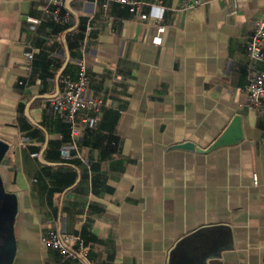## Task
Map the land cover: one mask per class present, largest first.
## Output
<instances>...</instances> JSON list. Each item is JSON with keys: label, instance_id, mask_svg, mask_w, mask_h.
Instances as JSON below:
<instances>
[{"label": "crops", "instance_id": "crops-1", "mask_svg": "<svg viewBox=\"0 0 264 264\" xmlns=\"http://www.w3.org/2000/svg\"><path fill=\"white\" fill-rule=\"evenodd\" d=\"M138 1L146 20L117 2L67 0L58 24L34 22L45 0H0L8 264H264V107L246 96L264 0L246 12L236 0ZM81 58L104 104L78 114L98 122L72 138L47 101ZM235 116L236 142L173 148L206 150ZM50 231L81 238L86 259L44 246Z\"/></svg>", "mask_w": 264, "mask_h": 264}, {"label": "built area", "instance_id": "built-area-1", "mask_svg": "<svg viewBox=\"0 0 264 264\" xmlns=\"http://www.w3.org/2000/svg\"><path fill=\"white\" fill-rule=\"evenodd\" d=\"M67 0H45V4L41 7L42 18L34 20L39 23L43 20H50L58 24L68 22V17L62 14V7ZM102 1L103 7L109 2H117L128 7L131 13L139 14L140 19L146 20L147 16L141 14L142 3L138 0H95ZM200 5L199 1L193 3H185V8H192ZM248 0H236V12H246L249 9ZM92 30L89 26L87 31ZM164 31L162 26L158 27L157 34L153 41L155 44L161 43V33ZM247 56L260 67L254 69L249 77L246 86L247 104L250 108L264 107V19L255 22V28L247 45ZM28 64L24 66L25 70H29L30 64L34 58V52L28 49L26 52ZM21 83V82H20ZM63 89L56 96L47 101L49 107L57 111L62 119L69 124L70 135L75 138L80 135L84 128L94 126L98 122L97 117L87 116L78 120V114L87 110L99 112L104 102L100 98L88 95L90 87V77L88 67L83 58L77 62V77L72 80L69 78L62 80ZM37 156V154L32 155ZM64 160L70 161L74 158L81 159L80 154L71 155L66 153L63 155ZM41 243L53 250L59 252L63 259H86L88 255V247L81 238L69 234H61L56 231H50L41 238Z\"/></svg>", "mask_w": 264, "mask_h": 264}, {"label": "water", "instance_id": "water-1", "mask_svg": "<svg viewBox=\"0 0 264 264\" xmlns=\"http://www.w3.org/2000/svg\"><path fill=\"white\" fill-rule=\"evenodd\" d=\"M240 128V118L238 116H235L232 121L230 122L229 126L222 132L218 138L208 147L206 150L196 147L195 144L192 142H184L182 144H178L176 146H173L174 149H180V150H187L192 151L195 150L199 153H208L213 150H216L218 148H222L226 145H230L237 141V136H241L239 133ZM8 150V146L0 141V159L2 156L6 153ZM2 213L5 215H12L13 211V203L8 201L6 198H2ZM5 215V216H6ZM10 217V216H9ZM11 218V217H10ZM10 218L8 219L4 217V219L0 223V264H8L6 259V252H7V242L9 237V231L8 226L10 225ZM5 257V259H4Z\"/></svg>", "mask_w": 264, "mask_h": 264}, {"label": "flooded vegetation", "instance_id": "flooded-vegetation-1", "mask_svg": "<svg viewBox=\"0 0 264 264\" xmlns=\"http://www.w3.org/2000/svg\"><path fill=\"white\" fill-rule=\"evenodd\" d=\"M0 199L3 200L2 197H1V195H0ZM1 200H0V223L4 219V217L5 218L8 217V219H9L10 218L9 216H11V213H10V215H6L5 214L6 216L2 213L3 210H2V201Z\"/></svg>", "mask_w": 264, "mask_h": 264}]
</instances>
